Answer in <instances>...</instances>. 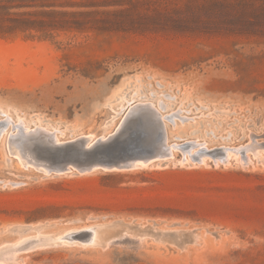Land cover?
I'll use <instances>...</instances> for the list:
<instances>
[{"label":"rangeland","instance_id":"rangeland-1","mask_svg":"<svg viewBox=\"0 0 264 264\" xmlns=\"http://www.w3.org/2000/svg\"><path fill=\"white\" fill-rule=\"evenodd\" d=\"M133 101L179 113L167 139L186 147L46 171L6 128L0 264H264V151L234 150L264 141V0H0L1 122L93 141Z\"/></svg>","mask_w":264,"mask_h":264},{"label":"bare ground","instance_id":"bare-ground-1","mask_svg":"<svg viewBox=\"0 0 264 264\" xmlns=\"http://www.w3.org/2000/svg\"><path fill=\"white\" fill-rule=\"evenodd\" d=\"M119 114H122V116L120 119V124L117 127V129L114 132H112L110 135L108 136L106 135L105 137L93 141L86 140L85 142L84 140H78V141L74 140L70 142H62L58 138L56 131H48L46 128L42 126H36L34 128H30L25 125H22L23 123L17 124V122L12 121L10 117L9 118L7 117V119H5L2 122L0 121V139L3 132L6 130L8 126H12V128L14 127L13 129H15V131L17 132L15 134V140L16 142H19L22 145V151H23L22 153L24 154L23 155L24 161H27V163L28 162L32 163L37 167L43 166L44 168L48 169L46 171L55 170L56 168L54 169V167L50 165H46L45 163L40 162L35 157H33L31 153L34 147L31 149L29 147L30 145L29 143L38 142L40 144H44V146L48 149V151H50L55 155H58L59 152L64 153V155H71L74 159H67L63 161V164L65 165L66 169L71 168V166H73L78 168L81 172L96 167H105L110 169L117 167V164L115 162L110 161V158L107 154V152H109L110 150V145L114 142L118 144L125 140L126 144L129 145V148L131 150L136 151L135 153H131V152L129 153L124 150H119L114 152L115 157L118 158L117 162L122 167L125 164H132L135 162H146L162 157H168L174 154L175 148L178 149L177 147H181L182 149H184L186 147L185 144H180V143L170 144V142H168L167 139L168 138V135L166 134V130L168 128L167 121H171L176 124V121L174 120L178 116L181 117V119L184 121V118H182V116H180L179 113L165 115L150 107L149 103L136 102L133 104L130 103L127 107L123 106V110ZM160 128L163 129V136L162 139L156 140ZM134 134H136V137H133ZM142 134L144 135V137L139 138L140 135ZM148 136L152 137V139L147 140ZM136 139H138V141ZM16 142L15 145H17ZM26 142H28L29 145L26 144ZM74 148H76L75 151L73 150ZM150 148L152 150L151 153L149 151ZM140 149H143L145 151H141ZM16 150L19 152L17 147ZM96 150H101V153L95 154ZM234 150L235 152L237 151L236 154H238V156L242 158V162H243L245 160L240 155L239 152L246 153L245 154L246 156L247 152L250 150L264 151V141L259 142L258 140L253 138L252 141L246 144V146H242L238 149L234 148ZM227 151L228 152L226 153V151H222V150L219 151L203 150L200 153L196 152V154L202 156V159L204 160L207 156H209V157H213L216 161H218V160H223V158L227 157L228 155L230 156L231 149L229 148ZM89 157H92V159L85 160ZM100 230H97L96 228H92V229L90 228V230L87 231L88 233L87 237L91 236V238H89L90 242H95L98 241L99 239L100 240L104 239L101 238L103 237L101 235V232H98ZM70 236L68 235L62 236L58 238V241L73 240L79 242L82 239L81 235L80 236L73 235L74 237H70ZM15 251L16 250L12 252L13 255L16 253Z\"/></svg>","mask_w":264,"mask_h":264},{"label":"water","instance_id":"water-1","mask_svg":"<svg viewBox=\"0 0 264 264\" xmlns=\"http://www.w3.org/2000/svg\"><path fill=\"white\" fill-rule=\"evenodd\" d=\"M163 128V127H162ZM162 128H160V130H159V132H158V134H157V139L156 140H160V139H162V136H163V129ZM133 137H136V134H134L133 135ZM144 137V135L142 134V135H140V137L139 138H143ZM137 141H138V139H136ZM75 149L76 148H74L73 150L75 151ZM119 150H124V151H127V152H131V153H135L136 151L135 150H131L130 148H129V145H127L126 144V141L124 140V141H122V142H120V143H116V142H114V143H112L111 145H110V150H109V152H107V154H108V156H109V158H110V161H112V162H115L116 164H117V167L118 168H123V167H128V166H130V164H125L123 167L117 162V160H118V158H116L115 157V155H114V152H116V151H119ZM141 151H145V150H143V149H140ZM147 151H148V149H147ZM149 151H150V153L152 152V150H151V148L149 149ZM101 153V150H96L95 151V154H100ZM58 156H60L59 158H58V160L56 161V163L55 162H53V163H51L50 165H52V167H54V169H55V171H63V170H65L66 169V167H65V165L63 164V161H65V160H67V159H74L71 155H64V153H62V152H59L58 153ZM90 159H92V157H89V158H87V159H85V160H90ZM76 160V159H75ZM46 164V163H45ZM46 165H48V164H46Z\"/></svg>","mask_w":264,"mask_h":264},{"label":"built area","instance_id":"built-area-1","mask_svg":"<svg viewBox=\"0 0 264 264\" xmlns=\"http://www.w3.org/2000/svg\"><path fill=\"white\" fill-rule=\"evenodd\" d=\"M136 102H137V101H133V103H136ZM158 109H160L161 111H162L163 109H165L164 104L160 103ZM163 111H164V110H163ZM262 134H264V132H263ZM262 134L257 135V137L262 138V136H263Z\"/></svg>","mask_w":264,"mask_h":264}]
</instances>
